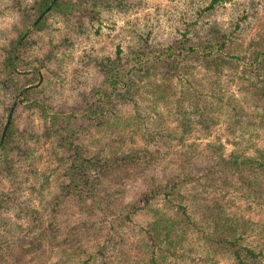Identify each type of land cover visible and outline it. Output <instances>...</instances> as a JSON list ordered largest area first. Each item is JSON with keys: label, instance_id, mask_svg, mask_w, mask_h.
<instances>
[{"label": "rangeland", "instance_id": "rangeland-1", "mask_svg": "<svg viewBox=\"0 0 264 264\" xmlns=\"http://www.w3.org/2000/svg\"><path fill=\"white\" fill-rule=\"evenodd\" d=\"M37 1L0 0L1 141L9 119L0 149V264H151L166 245L163 234L154 231L173 216L163 199L142 201L153 182L183 184L185 196L175 204L188 217L169 237L177 242L175 251L162 264H234L208 249L214 223L237 224L243 243L264 264V172L251 178L234 164L237 157L238 164L244 158L262 160L256 149H264L263 121L246 105V90L252 87L244 80L253 53L264 48V0H71L77 10L51 11L38 32L28 24L19 39L25 13L30 15ZM214 35L226 40L219 61L176 59L167 102L197 92L215 105L221 96L224 107L247 113L257 124L262 137L251 139L256 149L238 145L223 114L202 123L193 114L195 100L172 111L150 101L149 84L162 79L163 67L142 65L126 77L129 92L120 87V97L102 99L103 121L79 112L98 105L96 91L108 85L105 70L118 66L117 57L119 69H129L135 63L130 57L182 41L206 44ZM6 54L13 56L12 80L2 70ZM230 56L239 59L236 70ZM26 78L32 79L27 93L17 92ZM154 126L161 133L153 134ZM70 141L91 160L92 180L99 170L97 157L131 162L119 173L112 171L99 189L108 203L105 215L71 198L55 205L69 177ZM246 175L244 183L239 181Z\"/></svg>", "mask_w": 264, "mask_h": 264}, {"label": "trees", "instance_id": "trees-1", "mask_svg": "<svg viewBox=\"0 0 264 264\" xmlns=\"http://www.w3.org/2000/svg\"><path fill=\"white\" fill-rule=\"evenodd\" d=\"M216 1V0H214ZM78 4L73 3L71 0H38L34 3V7L32 8L30 15L25 13V16L22 20V24L24 27V32L20 33L19 39L28 32V24L32 25V29L34 32H38L44 25L45 18L44 16L51 11L59 12L64 15L77 10ZM223 36L214 35L209 39V42L202 45H188L186 41L180 42L177 46H172L164 50H158L153 53H149L147 56L144 55L142 57H130L134 60L135 63H132V66L124 69H119L120 61L119 57L116 58V63L118 62V66L114 65L113 67H109L105 70V81L108 85L105 88H99L96 92H98L99 98L96 100V106L92 108L91 106H83L80 107L79 112L83 118H89L91 120H96L97 122L103 121L105 111V105L102 99L110 100L114 97H120L121 88H125V92H129V86L131 83L129 80H126L128 76H135L137 72L140 71V68H152L155 70L157 67H163L162 79L159 81H154L150 83L147 93L150 94L149 100L153 103H164L169 105L168 108L171 111L177 108L178 105L184 106V104L194 102L193 114L202 122L207 123L213 121V116L218 117L219 115L224 116V121L228 123V126L233 130V133L238 141V145L241 146L246 151L249 149H256L254 144H251V139L253 137H262V134L259 133L257 124L250 120L247 113L243 111H239L236 108L230 106L229 104L224 107V104L221 103V96L216 98L215 105H210L205 96L198 94L197 92L189 93L184 92L180 95L179 98L175 99L177 103L167 102V90L170 89L169 85L173 82L171 75L174 74L170 69V65L173 64L178 58H201V61L205 63H214L215 61H219V57L221 56L220 51L226 47V40ZM260 52H254L250 64H248L249 73L246 74L248 82L250 79L249 87L252 89H247V93L250 94V99L246 100V105L252 111L257 112V116L262 118L263 129H264V105L261 106L260 102H264V48ZM12 54V52H10ZM9 53V54H10ZM6 54L7 58H4V62L2 63V70H5L6 76L11 78L13 73L15 72L13 69V56ZM220 54V55H219ZM145 57V58H143ZM230 62L235 63L236 66L233 69H237L238 66V57H226ZM145 69V68H144ZM258 70V71H257ZM260 70H263V73H260ZM236 75V79L238 77L237 72H234L233 75ZM165 75V76H164ZM234 75V76H235ZM28 76V75H27ZM245 76V72L240 76L243 80ZM34 78V75H32ZM12 80V79H10ZM168 81V82H167ZM32 79L26 78L23 84H20L17 88V92H23V94L27 93L26 85L30 84ZM170 82V84H168ZM243 83V82H241ZM255 89V90H254ZM26 98V97H25ZM229 101L236 102L232 97L228 98ZM189 101V102H188ZM209 104V105H208ZM212 106L213 108H210ZM214 107L216 108L215 112ZM236 109V110H235ZM241 112V113H239ZM243 113V115H241ZM256 116V117H257ZM56 121L60 118L56 115L53 117ZM69 121V118L65 120V122ZM69 124L68 122L66 125ZM8 129V128H7ZM5 131V139L0 140V149H4V142L7 138V132L9 129ZM159 127L154 126L152 132L153 134L161 133L159 132ZM264 138V136H263ZM66 140V139H65ZM73 142H67L66 145L68 149L72 151V160L70 162V166L68 168L69 177L65 184L61 187L60 193L56 196L55 205L59 206L63 203V201L71 198L74 202L78 203L80 206L88 203L89 206L95 208L101 214L105 215L108 211V203L104 200L105 198L101 196V191L99 190L102 187L103 182L106 179H109L113 173L112 171H116L119 173L124 168L129 166L128 160L126 158H118L110 155L100 156L101 159L97 157L95 159L96 164H100L98 166L99 170L97 172V176L95 180L90 179L89 177V167L91 163L89 160L85 159L82 151L77 146L72 147ZM257 153L261 155V161L259 160L255 162L252 159L244 158L238 164V158H236V162L234 163L237 171H242L243 174L251 173L255 174L258 178L259 173L264 172V149L258 148L256 149ZM145 154L142 155V159L144 160ZM134 160V159H133ZM132 160V161H133ZM2 163L0 156V164ZM116 163L117 165H115ZM115 167V168H113ZM115 173V172H114ZM249 175L240 176L239 181L242 180V183L245 182ZM184 186L183 184H177L175 182L170 183H160L153 182L149 185L146 194L142 197V201L144 204L148 205L152 200L155 199H163L165 202V206L172 210L173 216L171 218L166 219L162 225L158 224L159 230L154 231V233H162L164 239L166 241L165 248L163 250L158 251V254L153 256L150 260L151 264H162L167 260L171 252L175 251V244L172 238L169 239L170 236H174V232L177 230L176 227L186 225L188 221V217H186L183 207L181 205L175 204L176 198H180V196L184 195ZM185 196V195H184ZM88 201V202H87ZM175 205V208H174ZM136 205H133L131 208V213L136 209ZM174 243V246H173ZM153 244V243H152ZM156 243H154L155 245ZM206 244L208 245V249L214 251L217 254H222L223 257L232 260L234 264H260L261 256L259 253H256L252 248L243 243V238L240 233L237 231V224H222V223H214V227L210 230V233L207 236ZM30 249H32V244H30Z\"/></svg>", "mask_w": 264, "mask_h": 264}, {"label": "water", "instance_id": "water-1", "mask_svg": "<svg viewBox=\"0 0 264 264\" xmlns=\"http://www.w3.org/2000/svg\"><path fill=\"white\" fill-rule=\"evenodd\" d=\"M8 123H9V119H8V121H7V123H6V126H5L4 130H3L2 137H3L4 134H5L6 128H7V126H8Z\"/></svg>", "mask_w": 264, "mask_h": 264}]
</instances>
